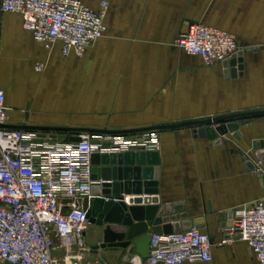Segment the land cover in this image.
I'll use <instances>...</instances> for the list:
<instances>
[{
	"label": "crops",
	"instance_id": "crops-1",
	"mask_svg": "<svg viewBox=\"0 0 264 264\" xmlns=\"http://www.w3.org/2000/svg\"><path fill=\"white\" fill-rule=\"evenodd\" d=\"M81 1L97 9L103 0ZM104 1L106 32L82 58L64 57L59 43L44 49L18 14L0 11L7 125L132 130L264 111V0ZM190 23L235 37L244 52L241 75L225 77L223 63L208 66L176 46ZM237 123L239 140L227 132L213 140L198 135L204 128L158 131V205L182 203L187 220L201 219L197 227L212 242L210 262L184 264H257L239 238L222 244L228 214L264 196L261 178L246 165L259 167L253 145L259 148L263 138L264 116ZM50 134L63 142L77 135ZM123 197L126 203L135 198ZM95 231L84 234L88 247L98 241ZM107 254L100 256L114 264V254Z\"/></svg>",
	"mask_w": 264,
	"mask_h": 264
},
{
	"label": "built area",
	"instance_id": "built-area-1",
	"mask_svg": "<svg viewBox=\"0 0 264 264\" xmlns=\"http://www.w3.org/2000/svg\"><path fill=\"white\" fill-rule=\"evenodd\" d=\"M0 11L18 14L23 29L44 49L59 43L64 57L82 58L106 32L108 3L100 1L91 9L81 0H0ZM175 44L208 66L229 61L240 51L233 35L201 23H190ZM7 124L0 88V264H110L99 254L88 261V253L96 254L84 241L90 223L83 203L101 182L92 179L91 157L155 152L159 132L100 135L96 143L92 135L80 134L78 142H63L50 133ZM227 222L222 244L237 237L257 264H264V196L232 210ZM211 249L209 236L195 225L178 233L151 234L143 264L210 262ZM114 264L123 263L115 258Z\"/></svg>",
	"mask_w": 264,
	"mask_h": 264
},
{
	"label": "water",
	"instance_id": "water-1",
	"mask_svg": "<svg viewBox=\"0 0 264 264\" xmlns=\"http://www.w3.org/2000/svg\"><path fill=\"white\" fill-rule=\"evenodd\" d=\"M243 53V51H239L232 59L223 62L225 77L241 75ZM229 67H231L230 70ZM258 116H264V111L241 112L132 130H95L23 125H6V127L43 133L74 132L77 135L71 138V142L80 141V134L125 135L181 128H204L197 131L198 135L205 134L211 140L217 139L218 135H224L226 132L232 134L234 139L239 140L242 134L239 131L237 121ZM219 124L222 126L214 131L212 126ZM96 142V140L92 141V143ZM253 147L255 161L261 168H264V132L259 148L256 144ZM91 161L93 164L92 179L101 181L100 184L92 187L93 197L86 199L83 203L90 225L98 228L100 233L99 241L90 247L92 253L96 255H100L101 252L114 254L123 264H143V261L149 256L151 234L178 233L190 229L192 225L199 226L202 223L201 219L187 220L188 214L183 212L185 207L182 203L159 207L156 180L157 166L160 160L156 151L94 154ZM246 165L254 175L260 176L255 164L247 162ZM123 196H134L135 198L126 203ZM172 212H174L173 215ZM227 225H229L228 222L225 226ZM102 259L107 261L105 257ZM131 259L133 261L129 263Z\"/></svg>",
	"mask_w": 264,
	"mask_h": 264
},
{
	"label": "rangeland",
	"instance_id": "rangeland-1",
	"mask_svg": "<svg viewBox=\"0 0 264 264\" xmlns=\"http://www.w3.org/2000/svg\"><path fill=\"white\" fill-rule=\"evenodd\" d=\"M96 230V227L95 226H93V225H90L89 227H88V235L89 236H91V235H93V232H96L95 231ZM98 237H97V239H98V241H99V239H100V233H98ZM97 241V242H98ZM106 254V253H105ZM88 255V261H92V260H94L96 257H98L97 255H93V254H87ZM104 256H110V254L108 255H104Z\"/></svg>",
	"mask_w": 264,
	"mask_h": 264
}]
</instances>
